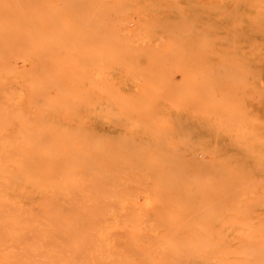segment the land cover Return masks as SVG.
I'll return each mask as SVG.
<instances>
[{
	"label": "bare ground",
	"instance_id": "6f19581e",
	"mask_svg": "<svg viewBox=\"0 0 264 264\" xmlns=\"http://www.w3.org/2000/svg\"><path fill=\"white\" fill-rule=\"evenodd\" d=\"M0 264H264V0H0Z\"/></svg>",
	"mask_w": 264,
	"mask_h": 264
}]
</instances>
